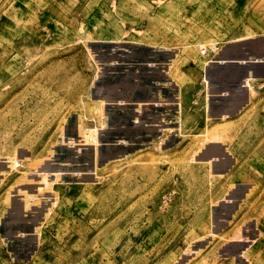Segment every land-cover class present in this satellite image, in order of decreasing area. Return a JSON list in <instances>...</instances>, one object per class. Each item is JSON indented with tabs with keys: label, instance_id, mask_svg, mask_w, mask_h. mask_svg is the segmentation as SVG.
I'll use <instances>...</instances> for the list:
<instances>
[{
	"label": "rangeland",
	"instance_id": "374dc122",
	"mask_svg": "<svg viewBox=\"0 0 264 264\" xmlns=\"http://www.w3.org/2000/svg\"><path fill=\"white\" fill-rule=\"evenodd\" d=\"M0 264H264V0H0Z\"/></svg>",
	"mask_w": 264,
	"mask_h": 264
},
{
	"label": "crops",
	"instance_id": "0c3cea01",
	"mask_svg": "<svg viewBox=\"0 0 264 264\" xmlns=\"http://www.w3.org/2000/svg\"><path fill=\"white\" fill-rule=\"evenodd\" d=\"M243 34H245V33H243ZM246 37H247V36H246ZM234 41H236V40H233V42H234ZM245 43H246V42H244V44H245ZM240 44H241V45H240ZM244 44H242V43H238V44H236L235 46H238V47L241 46V47H242ZM193 95H194V94H193ZM195 96H196V95H195ZM196 97L199 98L200 96H196Z\"/></svg>",
	"mask_w": 264,
	"mask_h": 264
}]
</instances>
